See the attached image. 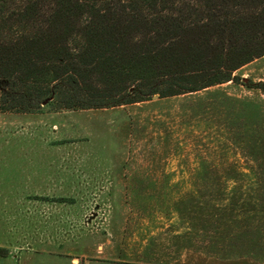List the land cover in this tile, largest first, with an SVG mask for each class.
I'll return each instance as SVG.
<instances>
[{"label":"rangeland","instance_id":"obj_1","mask_svg":"<svg viewBox=\"0 0 264 264\" xmlns=\"http://www.w3.org/2000/svg\"><path fill=\"white\" fill-rule=\"evenodd\" d=\"M234 74L191 93L0 116L32 117L30 130L44 128L50 148L92 166L84 175L116 182L111 195L131 198V234L148 263L264 264V181L253 178L264 175V94L243 84L264 81V55ZM227 191L249 194L253 212L218 209Z\"/></svg>","mask_w":264,"mask_h":264},{"label":"trees","instance_id":"obj_2","mask_svg":"<svg viewBox=\"0 0 264 264\" xmlns=\"http://www.w3.org/2000/svg\"><path fill=\"white\" fill-rule=\"evenodd\" d=\"M263 55L264 0H0V111L196 92L237 81ZM243 84L264 94V81ZM223 197L218 209L233 218L256 205L249 194Z\"/></svg>","mask_w":264,"mask_h":264},{"label":"crops","instance_id":"obj_3","mask_svg":"<svg viewBox=\"0 0 264 264\" xmlns=\"http://www.w3.org/2000/svg\"><path fill=\"white\" fill-rule=\"evenodd\" d=\"M31 120L0 116V264H151L131 234V198L111 195L116 182L84 175L92 166L50 148Z\"/></svg>","mask_w":264,"mask_h":264},{"label":"water","instance_id":"obj_4","mask_svg":"<svg viewBox=\"0 0 264 264\" xmlns=\"http://www.w3.org/2000/svg\"><path fill=\"white\" fill-rule=\"evenodd\" d=\"M153 97H156V95H153Z\"/></svg>","mask_w":264,"mask_h":264}]
</instances>
